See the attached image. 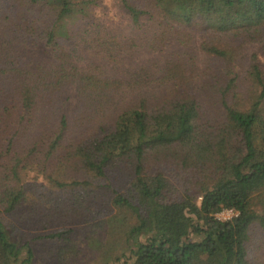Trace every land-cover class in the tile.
I'll return each instance as SVG.
<instances>
[{
    "label": "trees",
    "instance_id": "obj_1",
    "mask_svg": "<svg viewBox=\"0 0 264 264\" xmlns=\"http://www.w3.org/2000/svg\"><path fill=\"white\" fill-rule=\"evenodd\" d=\"M117 1L140 27L146 1ZM148 1L165 20L231 36V46H204L227 62L243 45L264 42V0ZM94 3L0 0V18L5 13L10 20L15 10L25 8L20 23L29 29L34 23L44 26L45 44L58 62L35 71L34 77L20 59H0V264H35L32 241L19 235L15 221L30 193L21 177L37 165L60 175L67 168L57 165L63 164L68 169L60 176L67 178L76 166L84 177L71 182L59 177L53 185L78 188L80 206L91 179L109 180L107 209L123 218L109 219L125 230L126 249L136 264H254L252 230L264 231V74L258 59L253 58L251 74L261 92L248 106L228 97L238 79L231 66L221 98L202 94L203 88L198 90L171 61L160 74L168 89L162 95L154 86L87 71L61 42L73 41L72 25L90 18ZM117 41L108 50L112 59L126 44ZM68 84H76L88 99L80 128L96 122L93 134L73 138L61 111H56V126L51 123L55 95ZM123 92L135 96L125 100ZM226 208L238 216L218 219L216 214ZM71 232L54 230L46 237L67 250Z\"/></svg>",
    "mask_w": 264,
    "mask_h": 264
},
{
    "label": "rangeland",
    "instance_id": "obj_2",
    "mask_svg": "<svg viewBox=\"0 0 264 264\" xmlns=\"http://www.w3.org/2000/svg\"><path fill=\"white\" fill-rule=\"evenodd\" d=\"M145 1L144 8L148 12L143 16L141 26L137 27L117 0H95L91 6V17L85 21L78 19L72 25L73 41L61 42L72 54V61L87 71H103L107 76L124 78L130 85L138 83L154 86V89L159 90V95L168 90L159 80L160 74L165 72L167 63L171 61L187 74L198 90L203 88L202 94L217 93L220 98L231 77L225 75L231 66V70L234 69L238 74V79L228 92L229 99L234 103L239 102L240 106H248L256 99L261 87L256 84L251 72L255 62L253 58L256 57L264 74V42L243 45L235 60L227 62L207 52L204 46H231L234 43L231 36L165 20L148 0ZM24 9L15 10L10 20L4 18L5 13L3 16L1 14L0 59H20L35 77L38 76L35 71L41 73L42 67H55L58 62L45 44L44 26L34 23L29 29L20 23L18 15ZM114 38L126 43L117 59H112L108 51L112 43H118ZM133 41L137 45H130ZM76 88V84H68L63 90L57 91L53 103L54 113L51 115L54 126L56 111L68 116L73 138L93 134L98 127H95L96 122L86 121L85 129L80 128L85 123L81 116L90 103ZM120 96L129 100L135 94L123 92ZM121 100L119 98L123 103ZM57 166L68 169L64 164ZM67 169H62L61 174ZM60 175L37 165L21 177V182L28 185L30 193L27 205L18 213L19 218L17 215L15 221L20 227L19 235L32 241L35 264H136L130 250L126 249L125 230L120 223L115 225L109 219V216L116 214L122 218L121 213L107 209L110 199L106 186L109 180L91 179L93 185L87 189L90 192H83L85 200L80 206L78 188L55 187L53 182L59 177L71 182L77 177H84L83 174L75 166L68 170L67 178ZM96 210L100 214H95ZM64 229L72 231L71 245L67 250H61L62 242L46 237L51 231ZM249 254L254 264H264V231L252 230Z\"/></svg>",
    "mask_w": 264,
    "mask_h": 264
},
{
    "label": "built area",
    "instance_id": "obj_3",
    "mask_svg": "<svg viewBox=\"0 0 264 264\" xmlns=\"http://www.w3.org/2000/svg\"><path fill=\"white\" fill-rule=\"evenodd\" d=\"M239 212L233 208H226L216 214V217L222 221H228L238 216Z\"/></svg>",
    "mask_w": 264,
    "mask_h": 264
}]
</instances>
